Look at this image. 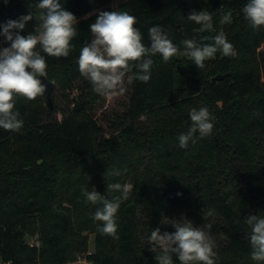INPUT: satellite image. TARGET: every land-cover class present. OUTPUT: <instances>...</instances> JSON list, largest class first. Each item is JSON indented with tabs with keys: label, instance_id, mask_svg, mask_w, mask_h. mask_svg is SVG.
<instances>
[{
	"label": "trees",
	"instance_id": "trees-1",
	"mask_svg": "<svg viewBox=\"0 0 264 264\" xmlns=\"http://www.w3.org/2000/svg\"><path fill=\"white\" fill-rule=\"evenodd\" d=\"M38 3L39 0H0V32L7 21L30 12L34 18L26 25L30 24L31 30L39 29L44 10L37 7ZM60 3L77 17L78 24L67 58L47 56L38 50L45 55L47 68L60 69L59 73H47L53 81L52 105L47 104L46 92L32 101L17 97L15 110L24 121L22 129H0V172L3 165L9 168L1 178L7 186L0 188V200H7L0 205V264H65L73 252L86 250V241L80 236L84 227L95 231L94 250L87 255L91 264H146L150 254L155 253L149 242L152 230L170 232L171 219L183 215L197 222L207 212L211 215L205 221L212 220L211 224L224 234L215 251L217 264H264L250 259L248 227L244 223L249 215L264 217V85L261 86L259 71L254 67L234 71L232 60L236 55L224 56L216 65L221 71H231L229 75L216 82L203 81L200 76L207 61L203 69H198L191 59L186 60L187 73H183L172 61L164 62L157 54L152 57L148 83H129L132 73H128L123 94H117L115 99L111 94L99 95L80 74L77 61L81 48L91 40L90 25L103 8L91 12L92 0ZM246 3L247 0H129L125 11L136 17L145 46H150L148 29L160 26L183 51L184 39L195 37L199 42L201 36L217 35L219 27L225 25L220 23L225 13L231 11L233 18L241 19ZM202 9L212 14L214 30L197 34L193 29L199 25L186 18L191 11ZM26 31L25 27L20 34ZM249 32L256 48L264 38V27H250ZM0 40L9 46L5 38ZM228 41L237 52L238 30ZM250 92L255 93L250 114L242 116V106L235 95ZM201 107L215 117L212 135L181 149L178 136L190 126L188 113ZM154 112L167 116L161 124L152 121L153 129L149 126L144 131L143 115ZM102 134L115 135L109 160L115 155L116 167L122 173L102 177L105 191L101 195L110 200L122 195L107 190L109 183L124 184L128 180L133 185L116 214L118 239L97 230L100 222L92 217L99 205L86 203L84 196L55 193L56 166L69 168L81 159H91ZM129 144L131 148H121ZM133 144L142 148H132ZM32 218L43 222L39 229L30 228ZM237 219L239 224L234 223ZM30 229L38 233L39 245L25 242L23 236Z\"/></svg>",
	"mask_w": 264,
	"mask_h": 264
},
{
	"label": "clouds",
	"instance_id": "clouds-1",
	"mask_svg": "<svg viewBox=\"0 0 264 264\" xmlns=\"http://www.w3.org/2000/svg\"><path fill=\"white\" fill-rule=\"evenodd\" d=\"M7 2L8 0H5V3ZM37 7L44 10L40 15L39 29H35L26 37L20 34L26 24L34 18L30 12L16 20L7 21L0 32V35L10 42V46L0 47V129L9 132H19L24 124L20 113L15 110L17 97L32 101L46 92L47 85L41 78L45 80L47 77L48 65L45 55L37 50V46L39 45L47 56L67 58L73 48L71 42L77 36L78 19L62 7L60 0H39ZM242 13L253 30L264 27V0H247ZM186 19L199 25L193 29L197 34L214 30L213 16L205 9L191 11ZM232 20V13L229 11L222 15L220 23L231 24ZM136 24L134 15L117 10L101 11L95 22L91 23L92 38L81 48L77 63L80 74L91 83L95 93L123 94L126 90L123 87L124 77L128 73H132L128 76L129 83L134 80L148 83L154 63L152 57L157 54L164 62L177 55L188 57L198 69H203L205 61L214 58L218 52L225 57L236 55L233 44L223 33L214 37L201 36L199 42L195 37L184 39L181 41V51L160 26L148 29L150 46H145ZM209 39L213 43H203ZM188 115L190 126L178 136V146L181 149L188 148L190 143H197L198 139L211 136L214 128L215 117L206 107L192 108ZM104 175L119 176L121 173L112 170ZM107 190L122 195L110 200L101 195L95 187L91 191L85 190L83 194L86 203L99 205L92 217L94 221L100 222L97 230L118 239L116 214L120 201L129 197L133 185L109 183ZM201 215L207 220L211 213ZM172 221L170 224L175 229L174 232L161 233L160 228L151 231V251L158 252L154 256L156 264H174V257L179 264H217L215 241L209 234L213 227L211 223L197 228L183 215L180 219ZM234 223L239 224L240 221L237 219ZM244 223L248 227L246 238L251 249L250 259L254 262H264V217L249 215L244 218Z\"/></svg>",
	"mask_w": 264,
	"mask_h": 264
},
{
	"label": "rangeland",
	"instance_id": "rangeland-1",
	"mask_svg": "<svg viewBox=\"0 0 264 264\" xmlns=\"http://www.w3.org/2000/svg\"><path fill=\"white\" fill-rule=\"evenodd\" d=\"M128 1L129 0H92L91 12L94 13L102 8L103 11H114V10L125 11V6H127ZM249 28L250 26L248 24V21L244 18V16L241 19H236L234 17L231 24H225L219 27L217 34L223 33L227 37V39H229L231 38L232 33L235 30H238L240 34V41L238 44L236 56L232 60L233 61L232 68L234 71L249 70L251 67L256 68V70L259 71L260 73L261 86H263L264 85V38L260 42L259 46L255 48L253 44V40L251 38V34L249 32ZM26 30L27 31L21 35H24L26 37L29 33H33L35 31V30H31L30 24L26 25ZM2 38L4 37L2 36ZM0 47H8V46L4 40H0ZM37 50H41L39 45L37 46ZM222 58H224V56H222L218 52L214 58L206 60L207 68L203 70V72L201 73L200 76L201 80L210 81L211 78L217 74L227 73L219 70L218 66L216 65L219 60H222ZM186 60H190V58L182 55H177L175 57H172L169 61H172L175 65H177L179 67L180 72L187 73V68L185 67ZM49 72L59 73L60 69H58L57 67H50L47 68V73L49 74ZM230 72L231 71H228V73ZM196 96L199 97V93H196ZM235 96L239 98V103L242 106L241 115L249 116L250 103L252 97L255 96V93L250 92L244 95L236 94ZM112 98L113 99L117 98V95H114ZM51 103H52V98H51ZM165 116L167 115L157 112H154L153 114L152 113L144 114L142 117V120L146 122L144 123V126H146L144 131L147 130L149 126L150 129H153L152 121H155L156 123L159 121V124H161V121L164 119ZM167 120H169V118ZM101 136L102 137L100 139V142L96 141L98 148L97 152L91 159H81L74 163L75 165L74 167L68 166L69 168H66V166L62 164H60V168L56 166L55 169L56 175L54 177L56 178L55 193L57 196H62L67 193H69L67 196H74V195H77V197L84 196L83 194L84 191L85 190L91 191L93 187H95V189L100 194H102L103 191H105L104 187L102 186V177L106 172H102L101 169L103 168L105 170L107 167H109L108 171H112V170H118V168L116 167L117 157L115 155L112 156V158L110 159L111 161L109 160V153L112 151V148H114L112 143L115 141L114 138L115 135L102 134ZM4 148H8V146ZM121 148H131V146L129 144ZM132 148H142V147L133 144ZM1 152L2 154H5L6 151L4 150ZM135 152L136 151H133L132 154H135ZM56 164L59 166V161H56ZM2 169L3 170L0 172V188H4L7 186V184H4L1 181V178L2 176H4V171L8 170L9 168L8 166L3 165ZM118 171L122 173L121 170ZM128 182H129L128 180L125 181V183ZM15 188H18V186H16ZM16 192L17 190H15L13 194H15ZM1 200H0V205L4 206L7 200L6 198L4 200L3 199ZM177 219H180V217H177L176 219H171V222L168 220L169 221L168 227L170 229V233L175 231V229L172 227L170 223L173 222L172 220H177ZM210 222L213 224L212 220H210ZM41 223L43 222L40 221V218H32L29 220L30 228H35L36 230L39 229ZM192 223L194 227L203 228L204 225L208 222L203 219L201 220L199 219V221L197 222L195 221ZM81 230L82 231L80 236L83 237L86 241V250L85 251L83 250L81 252H73V254H71L68 257L65 264H91V262L87 258V255L94 250L95 231H91V228L89 227H84ZM209 234L210 237L215 241L214 251H216L221 246V242H222L221 238L224 237V234H222V231L219 230V228L216 227L215 225H213ZM23 238L25 239V242L30 243L31 245L32 244L39 245L38 233L37 232L33 233V230L31 229L30 232H26L24 234ZM157 254L158 252L150 254L151 259H149L150 258L149 256L146 264H156L154 256ZM173 259H174V264H179V262L176 260L175 257Z\"/></svg>",
	"mask_w": 264,
	"mask_h": 264
},
{
	"label": "water",
	"instance_id": "water-1",
	"mask_svg": "<svg viewBox=\"0 0 264 264\" xmlns=\"http://www.w3.org/2000/svg\"><path fill=\"white\" fill-rule=\"evenodd\" d=\"M227 75H229L228 72L224 73V74H217V75H215V76H213L211 78V82H215V81L221 80ZM41 79L47 85V87H46L47 104L49 106H51L52 105V103H51V94H52V89H53V81H51L47 77L45 78V80H44V78H41Z\"/></svg>",
	"mask_w": 264,
	"mask_h": 264
},
{
	"label": "built area",
	"instance_id": "built-area-1",
	"mask_svg": "<svg viewBox=\"0 0 264 264\" xmlns=\"http://www.w3.org/2000/svg\"><path fill=\"white\" fill-rule=\"evenodd\" d=\"M2 264H6V263H2Z\"/></svg>",
	"mask_w": 264,
	"mask_h": 264
}]
</instances>
